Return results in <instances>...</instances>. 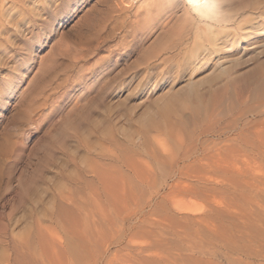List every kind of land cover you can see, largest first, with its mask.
Here are the masks:
<instances>
[{
  "label": "rangeland",
  "instance_id": "obj_1",
  "mask_svg": "<svg viewBox=\"0 0 264 264\" xmlns=\"http://www.w3.org/2000/svg\"><path fill=\"white\" fill-rule=\"evenodd\" d=\"M231 1L264 10V0ZM12 3L6 37L31 16L28 3ZM125 5L50 0L36 18L50 25L41 37L22 24L24 37L2 39L0 264H254L264 242V21L238 17L247 38L210 56L193 33L168 51L177 25L161 28L159 16L149 33ZM190 51L208 56L194 67ZM191 83L200 97L172 98Z\"/></svg>",
  "mask_w": 264,
  "mask_h": 264
},
{
  "label": "bare ground",
  "instance_id": "obj_2",
  "mask_svg": "<svg viewBox=\"0 0 264 264\" xmlns=\"http://www.w3.org/2000/svg\"><path fill=\"white\" fill-rule=\"evenodd\" d=\"M17 1H19L21 3L23 2L24 4L28 3L30 6H32L31 8L27 7V9L30 8L31 16L28 17V14L26 15V14L22 13L21 21L18 23V25H16L15 31L11 32L12 33V36H11L12 37V41L14 42V40L18 39V36L22 35V37H24L23 35H24V32L26 30L22 29V27H23L22 24H24V25L26 24V25L29 26V27H27L28 28V34H30L32 37H34L36 35H38L37 37H41L40 33H43V31H45V29H48L50 27V25H48L49 27H47L48 23H47L46 20L44 22H42V24H37L36 23L37 22L36 18L39 17V19H40L41 12L42 11L46 12V10H48L46 6L48 5V2L50 0H48V1L47 0H17ZM43 1H45V2H43ZM118 1L119 2L120 1L126 2L125 11L127 12L128 17L133 16V17H135V20H140V19L143 18V19H145L147 21V23L150 26L152 25L151 26L152 29H150L149 33H151V30L153 31V29L156 26H158L159 24H160L161 28H167V27H170V26L172 28V26L176 27V25H177V27H176L177 31L175 32L176 39L172 40L170 44L165 45V47H167L168 51H173V50L179 49L186 42H188V39H187L188 36L191 33H193V35H194V47L193 48H196L198 46H203V47H205V51L204 52L207 51L208 53H210V56H211V55H213V53L217 52L220 49L223 50V49H227L228 48L230 50V49L234 48L235 46H237V44H239V42L241 41L242 38H244V39L247 38L246 35L242 34L239 31L240 27L239 28L236 27V19L238 17H245V14L246 15L247 14L248 15L251 14L249 19L247 18V20L249 22L251 20H252V22H255L258 19L264 21V10H261V9L260 10H253V6H252L253 3L251 1H244L245 3L244 2L243 3L240 2V3L237 4V3H235L234 1H231V0H115V2L119 3ZM12 6L16 7V5H13L12 0H0V49H2L5 46V44H4L2 39L6 35V32H8L9 25L11 26V24H12V17H13L12 9H14V7H12ZM18 7H20V6H17V8ZM24 9H26V8H24ZM40 9H41V11H39ZM23 12H24V10H23ZM42 14H44V13L42 12ZM159 16H160V18L158 19V22H160V21L161 22L158 24V23H155V18L156 17L158 18ZM68 20L69 19H66L65 22H67ZM230 25H234L235 29L232 31V32H234L233 33L234 36H232V38H230V40L229 39H222L221 40V36L230 35L232 33L229 30V26ZM249 26H250L249 27L250 30H247V35L251 34L252 31L256 29V27H259V26H262V25L259 22V23H257V25H256V23H253V24H251ZM13 30H14V28H13ZM194 30H195V32H194ZM262 31L264 32V26L262 28ZM7 37H8V39L11 38L9 36H7ZM6 38H4V39H6ZM30 40H31V38H30ZM7 44H11V41L8 40ZM22 46H23V48L24 47L26 48L27 44L22 45ZM31 47L33 48V44L30 47H28V48L32 49ZM208 53L198 54V52H196V51L195 52L194 51H190L188 54H186L184 56V58H185L184 60L186 62H191V64H194V67H198L204 61L205 56L206 57L208 56ZM53 55H51V56H53ZM29 62H31V61H29ZM30 64H29V66H30ZM259 70H257V71L260 72ZM257 71H256V73H257ZM261 75H263V74H261ZM210 76H208L209 78L207 77V81L208 82H210L209 80H211V79H215V75H210ZM261 77H263V76H261ZM254 78L257 79V77H254ZM202 81L203 80H201V82ZM262 81H264V80H262ZM197 86L198 85L196 83H191V84L187 85L186 88H184L181 93L180 92L176 93L174 96H172V98L173 97H177L180 94H182V98H181L182 101L184 99H186L185 101H187V99H189V97L191 98L193 96H194V98L195 97H200V95L196 92V87ZM261 86H262V84H261ZM7 90L10 92L11 88L8 87ZM183 97H185V98L183 99ZM174 99H172V100H174ZM172 100L168 101V104H170V103L175 101V100L174 101H172ZM178 100H179V98H178ZM178 100H177V102H178ZM198 100L199 99H197V101ZM182 101H181V103H183ZM189 102L191 103V101H189ZM189 102H188V104H189ZM165 104L166 103L163 104V107H167ZM198 104H200V103H198ZM175 106H176V109H177V105L176 104H175ZM178 107H180V110H182V108H183V110H185L184 108L186 106H184V107L183 106H178ZM173 108L175 109V107H173ZM190 108H191V106L189 105V109ZM198 108L199 107L197 105V109ZM201 108H202V111H203V107H201ZM191 109H193V108H191ZM197 109H196V111H198ZM161 111H163V110H161ZM198 112H196V113H198ZM159 114H160V112H159ZM177 116H179V115H177ZM179 117L181 118V116H179ZM99 171L101 172L102 170H99ZM98 174L99 173H97V175ZM138 174H140V173H138ZM107 177H109V176H107ZM140 181H141V179H140ZM106 184L109 185L105 181V185ZM111 188L114 189L113 187H111ZM107 189L108 188H106V190ZM115 189H116V187H115ZM107 191L109 192V189ZM111 191H112L113 194L115 192H118V191L114 192V190L110 189V192ZM110 192L108 194H110ZM121 193H123V192L121 191ZM115 196H119V195H116V193H115L112 197H115ZM122 196L123 195H121V197ZM117 200H116V202H117ZM121 200H123V198H121ZM251 246L250 247L248 246L249 249H251ZM245 248H247V247H245ZM253 250H255V251H254V253L251 252L252 254H251L250 258L252 260H254V264H264V242L256 245L255 249L253 248ZM239 252H240V250H239ZM214 253H216V252H214ZM208 254H209V252H208ZM248 255H249V252H248ZM214 258H216V257H214ZM229 260H230V258H229ZM207 261H208V263L212 262V260H207ZM249 262L251 263V260ZM252 263H253V261H252ZM247 264H248V262H247Z\"/></svg>",
  "mask_w": 264,
  "mask_h": 264
}]
</instances>
